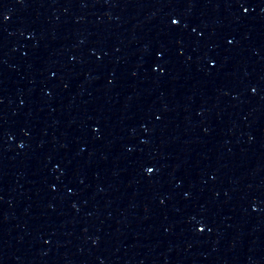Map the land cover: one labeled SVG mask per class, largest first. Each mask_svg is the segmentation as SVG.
Masks as SVG:
<instances>
[{
  "label": "water",
  "instance_id": "water-1",
  "mask_svg": "<svg viewBox=\"0 0 264 264\" xmlns=\"http://www.w3.org/2000/svg\"><path fill=\"white\" fill-rule=\"evenodd\" d=\"M0 264H264V0H0Z\"/></svg>",
  "mask_w": 264,
  "mask_h": 264
},
{
  "label": "snow or ice",
  "instance_id": "snow-or-ice-1",
  "mask_svg": "<svg viewBox=\"0 0 264 264\" xmlns=\"http://www.w3.org/2000/svg\"><path fill=\"white\" fill-rule=\"evenodd\" d=\"M241 7H243V5H241ZM244 11L247 12L248 9L245 8ZM172 23H173L174 25H179L180 21H179L178 19H174V20H172ZM254 91H255V89H254ZM148 171H149V172H152L153 169H152V168H149Z\"/></svg>",
  "mask_w": 264,
  "mask_h": 264
}]
</instances>
